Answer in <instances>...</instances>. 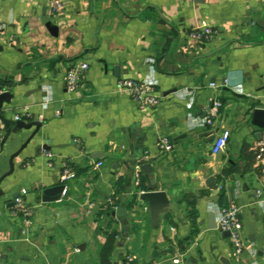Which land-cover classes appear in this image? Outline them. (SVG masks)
Returning <instances> with one entry per match:
<instances>
[{"label": "crops", "instance_id": "obj_1", "mask_svg": "<svg viewBox=\"0 0 264 264\" xmlns=\"http://www.w3.org/2000/svg\"><path fill=\"white\" fill-rule=\"evenodd\" d=\"M0 25V87L13 96L1 113L41 123L29 141L35 126L3 142L0 121V264H264V126L252 121L264 109V0H61L58 12L0 0ZM202 25L209 38L190 36ZM123 79L149 84L156 104L139 108ZM152 184L169 201L156 222L139 199ZM58 185L64 195L44 198ZM230 203L240 254L217 228Z\"/></svg>", "mask_w": 264, "mask_h": 264}, {"label": "built area", "instance_id": "obj_2", "mask_svg": "<svg viewBox=\"0 0 264 264\" xmlns=\"http://www.w3.org/2000/svg\"><path fill=\"white\" fill-rule=\"evenodd\" d=\"M49 6L52 12H58L61 8V0H49ZM0 31H1V25H0ZM212 35V29L207 25L198 26L197 28H194L190 32V36L197 40H202L205 38H209ZM88 64L85 62L78 63L76 65H73L66 74V87L67 90L72 91L77 86L78 83L81 81V78L83 77L84 72L87 70ZM118 86L121 88V90L127 92L135 101L137 106L139 108H145L149 105H154L158 101L157 95H155L152 92L151 87L149 84L142 82V81H136L131 79H123L119 81ZM210 86L216 87L217 85L214 82L210 83ZM4 88L0 87V93L4 92ZM220 105L219 102H215L213 107L210 110V114L206 119L207 123L212 122V117L215 115L217 107ZM28 108L25 107V115H27ZM15 119H20V116L16 115ZM230 132L228 129L222 130L215 138L212 144L211 151L214 154L219 153L221 150H223L226 146L227 140L229 139ZM161 149L162 151H169L172 148V144L170 143L168 138H163L161 142ZM102 165V162H97L96 166L99 167ZM140 168V166L138 167ZM74 177V173L65 170L61 175V181L64 182L69 178ZM66 193V187L63 186V189L61 191V194L64 195ZM11 210L14 214L21 213L25 216V224H29V219L27 216L30 215V212L27 207L24 206L22 199L17 196L13 204L11 206ZM217 228L221 231L227 232L228 237L233 249L234 254H240L245 248L246 244L244 243L242 239L241 229H242V223L240 219V212L239 207L235 205L234 203H230L226 207H222L219 210V218L217 221ZM131 257L127 258V264L130 263ZM180 258L175 257L172 259L174 263H179Z\"/></svg>", "mask_w": 264, "mask_h": 264}, {"label": "water", "instance_id": "obj_3", "mask_svg": "<svg viewBox=\"0 0 264 264\" xmlns=\"http://www.w3.org/2000/svg\"><path fill=\"white\" fill-rule=\"evenodd\" d=\"M55 29V28H54ZM224 80L222 81V84H224ZM229 89V88H226ZM233 94L237 95L236 93L233 92ZM12 94L9 91H4L2 93H0V121L3 123V129H4V136H3V142L7 139V137L11 134V133H16L17 130L22 129V128H30L31 126H35L33 132L31 133V135L29 136V138L26 140L29 141V139L38 131L41 123L40 122H30V123H26L21 119H12V118H7L4 114L1 113L2 108H3V103H10L11 102V98H12ZM252 121L258 125V126H264V109L263 108H254L252 110ZM26 142L21 146L23 147ZM15 155V154H14ZM12 155V157L14 156ZM11 157V159H12ZM10 171L7 173L9 174L11 172L12 169V163L10 162ZM151 168V166L149 164H141L140 165V169L142 170H146L149 171ZM4 176H2L0 178H3ZM63 189V185H58L55 187H50L44 190L43 195L44 198L45 196L47 197H55L58 194L61 193ZM1 194V191H0ZM17 197V195L14 196V199ZM139 199L140 200H144L147 202L148 205V209L150 211V216H151V220L156 222L157 218L159 217V215H162L164 212L167 211L168 205H169V201L166 197L165 192L161 191V190H157L155 184L150 185L149 189L146 191H142L139 195ZM111 214H115L116 216H122L123 215V208H117L114 212H111ZM212 228H215L216 225L211 224ZM224 234L226 236H228L227 232H224ZM222 261L223 264H230L228 259L226 258H221L220 259Z\"/></svg>", "mask_w": 264, "mask_h": 264}]
</instances>
